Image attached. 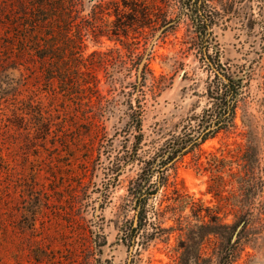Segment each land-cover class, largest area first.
<instances>
[{
    "label": "rangeland",
    "instance_id": "rangeland-1",
    "mask_svg": "<svg viewBox=\"0 0 264 264\" xmlns=\"http://www.w3.org/2000/svg\"><path fill=\"white\" fill-rule=\"evenodd\" d=\"M199 4L0 0V264L226 259L220 224L235 219L208 191L206 162L250 144L264 157V0H207L205 16ZM34 16L55 36V79L29 50ZM224 76L242 86L235 127L168 165L156 194L131 197L151 165L119 164L124 152L140 134L144 161L192 137ZM259 217L230 264H264Z\"/></svg>",
    "mask_w": 264,
    "mask_h": 264
},
{
    "label": "trees",
    "instance_id": "trees-1",
    "mask_svg": "<svg viewBox=\"0 0 264 264\" xmlns=\"http://www.w3.org/2000/svg\"><path fill=\"white\" fill-rule=\"evenodd\" d=\"M199 8L206 13L207 0H199ZM205 12V13H204ZM35 17V16H34ZM37 21L31 22V29L34 32L30 36L29 50L39 58V60L50 66V79L58 77L56 68L54 67L56 61V46L55 36H41L39 18L35 17ZM209 20L205 19L204 24ZM38 22V23H37ZM71 31V30H70ZM226 78L223 86L218 89L215 110H205L204 116L198 121V125L194 127V135L188 139L176 140L175 142H167L164 148H161L148 161L142 160L139 155L140 140L143 135L138 136V142L131 150H126L124 155L119 159V164H134L140 162L141 164L151 165L148 169H143L136 180L132 181L129 188V194L133 198L143 197L144 195L156 194L158 188L164 184L165 172L178 160L186 154L195 151L201 144L208 139L214 138L222 131H228L235 127L236 108L241 95V85ZM219 79H221L218 76ZM222 80V79H221ZM82 90L87 91L88 88ZM136 127L138 132H141L140 116L136 118ZM154 164V166H152ZM206 164H214L217 177L212 180L208 187L210 193H214L218 201L222 203L220 211L228 210L234 216V223L231 226L220 224L231 230L230 244L231 248L226 253V259L222 264H230L238 255L240 247L245 246L251 241L249 227L253 220L259 214V221L264 223V157L256 146L250 144L246 147H238L234 151H228L227 155L211 153L207 157ZM263 164V165H262ZM171 165V166H168ZM122 168L120 166L118 171ZM224 175L230 179L225 180ZM154 178L158 180L153 181ZM153 192H149L150 189ZM221 221V218H219ZM242 229L238 233L235 242H232L234 235L238 228L242 225Z\"/></svg>",
    "mask_w": 264,
    "mask_h": 264
},
{
    "label": "water",
    "instance_id": "water-1",
    "mask_svg": "<svg viewBox=\"0 0 264 264\" xmlns=\"http://www.w3.org/2000/svg\"><path fill=\"white\" fill-rule=\"evenodd\" d=\"M170 25H171V24H169L168 26H170ZM168 26H167V27H168ZM167 27H166V28H167ZM243 225H244V224H242V225H241V226L238 228V231L236 232V234H235V235H234V237H233V242H235V241H236V239H237V236H238V233H239V232H240V230L242 229Z\"/></svg>",
    "mask_w": 264,
    "mask_h": 264
}]
</instances>
